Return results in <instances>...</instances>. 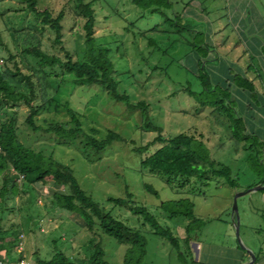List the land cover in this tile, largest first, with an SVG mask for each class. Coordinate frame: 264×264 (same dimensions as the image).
<instances>
[{"label": "rangeland", "instance_id": "374dc122", "mask_svg": "<svg viewBox=\"0 0 264 264\" xmlns=\"http://www.w3.org/2000/svg\"><path fill=\"white\" fill-rule=\"evenodd\" d=\"M37 1L40 9L49 8L54 15L64 12L61 42H54V32L26 10L25 2L0 0V63L12 55L10 68L14 69L18 60L20 69H34L39 97H54L62 107L38 114L37 130L27 125L28 108L23 103L17 104L16 113L0 110V119L14 117L18 137L27 147L70 167L81 187L104 210L145 236L143 264H222L221 259L214 258L195 262L191 242L207 243L215 250L237 247L233 199L237 192L261 184L264 161L257 174L259 169L248 160L255 150L249 151L245 141L233 138L230 121L223 112L200 105L187 88L195 93L203 91L198 78V62L202 60L209 89L220 88L211 91L209 98L228 93L247 133L255 134L264 143V122L258 120V114L264 113V0H169L168 8L161 12L143 9L131 0H87L93 1L95 11V42L109 49L118 90L126 92L133 103L145 101L146 115L139 108L127 109L97 85L73 84L74 75L64 73L58 65L45 70L37 66L36 59L25 49L37 47L62 58L65 51L76 59L84 55L83 20L75 15V0ZM251 63L258 73L248 70ZM242 80L252 86L254 97L240 85ZM13 81L18 89L27 92L23 81ZM66 104L76 112L85 132L102 138L108 130H114L125 140L114 141L98 153L84 147L82 136L64 143L45 128L46 122L70 120ZM251 115L257 116L253 122L248 118ZM146 122L159 126L165 137L178 132L201 134L210 159L228 166L237 185L231 187L224 177L209 173L206 178H190L183 187L179 181L168 183L161 175L142 168L140 158L162 143L154 140L159 130L146 128ZM146 144L150 145L147 151H133V147ZM12 176L20 192L0 199V228L6 230L5 236L20 232L9 244L19 257L25 256L32 264L36 256L47 259L61 250L79 264H92L89 257L94 243L100 242L109 264H124L128 245L102 232L97 220L93 231H89L78 214L58 208L52 197L57 185L51 181L29 185L16 174ZM128 193L163 227L171 229L179 239L180 250L156 234L130 208L108 201V197L126 198ZM170 199H187L194 204L200 225L190 232L196 239L188 243L189 252L184 238L189 234L186 226L190 220L171 217L161 209V202ZM263 200L262 190L237 199L239 235L252 252L264 241ZM21 240L23 249L19 248Z\"/></svg>", "mask_w": 264, "mask_h": 264}, {"label": "trees", "instance_id": "16d2710c", "mask_svg": "<svg viewBox=\"0 0 264 264\" xmlns=\"http://www.w3.org/2000/svg\"><path fill=\"white\" fill-rule=\"evenodd\" d=\"M25 2L26 10L32 12L40 19L44 26L49 27L55 34L54 42L60 43L62 37V21L65 14L60 10L57 14L49 8L40 9L37 0H22ZM134 5L143 9L151 8V12L168 8L169 0H131ZM93 1L75 0V15L83 20V37H84V55L81 59H76L65 51L64 57L47 53L40 48L32 47L25 49L27 54L32 55L36 59L37 66L45 70V67H54L58 65L64 73H72L74 77L71 79L75 85H97L108 92L112 99L123 102L127 109L135 110L139 108L142 114L147 113L148 104L145 101L133 103L126 92L118 90L119 82L115 79L114 66L109 57V49L96 44L94 39L95 11L92 7ZM195 48L204 50L196 45ZM14 59L12 55L0 63V110H11L14 113L15 107L19 103H23L28 108L26 123L33 130L40 128L36 124L37 115L46 112L51 107L58 109L61 106L54 97L42 99L39 97V90L36 88L34 78V69H20L19 61L15 60L14 69L10 68L8 61ZM198 78L204 86L200 93H195L187 88L188 93L193 96L202 106L208 105L223 112L230 121L229 127L234 132L233 138L237 141H245L249 151L254 149V154L248 156V160L259 170L264 161L263 152L264 143L255 135L246 132L243 119L237 115L234 110L232 100L228 93L209 98V93L220 89L214 86L209 89V76L202 67V60L199 62ZM201 67V68H200ZM248 70L258 73L253 64H248ZM23 81L26 84L27 92L18 89L13 79ZM241 80V79H240ZM239 80V81H240ZM63 81V80H62ZM242 87L251 93V85H245L244 80L240 83ZM70 120L59 123L52 121L47 123L45 130L54 132L56 136L64 143L73 141L82 136V141L86 149H92L96 153L104 150L114 141H124L125 139L116 131L108 130L102 137L98 138L92 133H87L82 128L77 118L76 112L64 105ZM146 128L159 130L155 141L162 142L153 151L140 158V166L161 175L168 183L179 181L181 186H185L190 178L198 179L206 178L207 174L212 176L224 177L227 184L231 187L237 185V181L231 174V169L215 160L210 159L209 150L202 135L196 136L186 132H178L173 135L163 136L160 127L152 123L146 122ZM150 144V143H149ZM149 144L135 148L133 151L142 153L149 149ZM12 174L20 177L24 183L29 185H45L49 181L57 185V189L53 190L52 197L56 206L60 209L67 210L78 214L85 223V227L89 231H93L96 220L102 232L113 236L119 243L128 245L124 255V264H143L146 253V238L138 230H134L127 226L124 222L114 217L110 212L104 210L100 204L95 201L79 184L72 169L51 158L45 157L41 152L27 147L18 137L17 124L14 117L6 120L0 119V199L3 200L7 194L17 195L20 190L16 185ZM264 184V175L261 180ZM146 188L157 195V191L150 185ZM264 192V189H261ZM130 193L126 198L108 197V201L121 206H126L130 210L142 217L144 222L148 223L154 232L166 238L169 243L176 249L180 250V243L170 228L163 227L145 206L136 204ZM161 209L171 217H184L189 219L186 226L189 233L185 238L186 250L189 252L188 243L195 240L190 232L199 228L198 219L195 218L194 204L187 199L164 200L161 202ZM6 230L0 228V251L5 249L10 252L12 248L9 244L13 243L19 231H12L10 234L4 235ZM7 241L8 244H4ZM12 246V245H11ZM237 247L240 246L237 244ZM19 254V253H18ZM20 255V254H19ZM89 260L92 264H109L104 259V251L100 242L94 243ZM32 264H79L68 257L63 251L56 250L50 258H40L36 256Z\"/></svg>", "mask_w": 264, "mask_h": 264}, {"label": "crops", "instance_id": "0c3cea01", "mask_svg": "<svg viewBox=\"0 0 264 264\" xmlns=\"http://www.w3.org/2000/svg\"><path fill=\"white\" fill-rule=\"evenodd\" d=\"M256 106L257 105L255 104V107ZM262 106H264V104ZM255 109H257V107ZM255 109H253V113H256ZM244 116L246 115L244 114ZM256 117L251 115L248 118L253 122L256 120ZM258 118V120H263L264 122V113L258 114ZM260 213L262 214V212ZM191 248L193 251V257H195V262L197 263L206 262L208 261V259L214 258L221 259L223 261L222 264H241L249 259V254L246 252V250L238 248L236 246L228 247L227 249H220L219 247H216L217 250H215L210 248L207 243L192 241ZM253 252L256 256V260L253 264H264V241L260 242V244L256 247L255 250H253ZM18 258L19 254L15 249H12L10 252H7L5 249H2L0 251V260L4 264H14Z\"/></svg>", "mask_w": 264, "mask_h": 264}, {"label": "water", "instance_id": "95a60500", "mask_svg": "<svg viewBox=\"0 0 264 264\" xmlns=\"http://www.w3.org/2000/svg\"><path fill=\"white\" fill-rule=\"evenodd\" d=\"M264 189V184H259L256 185L254 187H251L247 190L241 191V192H237V194L235 195L234 199H233V204H232V215H233V224H234V229H235V233L237 236V240H238V244L240 246L241 249L246 250V252L249 254V259L241 264H253L256 260V256L254 254V252H252L251 249L247 248L244 243L242 242L240 235H239V214H238V204H237V199L239 196L248 194L252 191H257V190H261Z\"/></svg>", "mask_w": 264, "mask_h": 264}, {"label": "built area", "instance_id": "2783aa9c", "mask_svg": "<svg viewBox=\"0 0 264 264\" xmlns=\"http://www.w3.org/2000/svg\"><path fill=\"white\" fill-rule=\"evenodd\" d=\"M20 178V177H19ZM23 240H21L20 242H19V248L20 249H23ZM0 264H4L1 260H0ZM14 264H31L30 262H29V260L28 259H26V257L25 256H20L17 260H16V262L14 263Z\"/></svg>", "mask_w": 264, "mask_h": 264}]
</instances>
